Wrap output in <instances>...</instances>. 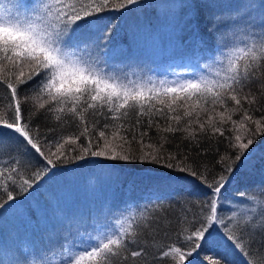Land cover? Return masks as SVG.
I'll return each instance as SVG.
<instances>
[{"label": "snow or ice", "instance_id": "snow-or-ice-1", "mask_svg": "<svg viewBox=\"0 0 264 264\" xmlns=\"http://www.w3.org/2000/svg\"><path fill=\"white\" fill-rule=\"evenodd\" d=\"M137 3L138 0H0V86L5 87L3 100L7 101L0 102V149L7 147L10 154L8 165L0 167V209L14 201L18 192L32 189L52 169L70 159L84 160L91 156L113 162L162 164L199 181L207 198L193 205L196 210L192 212V219L176 242L154 253L150 264L157 261L194 264L200 251L216 242H221L223 249L205 257L204 264H237V257L243 264H251L253 246L257 243L264 246V187L257 186L241 194L242 199L256 202L257 208L249 212L255 211L262 218L259 225L255 223L257 215L249 212L224 215L221 208L222 193L227 191L234 175L245 167L254 166L252 146L256 136L264 134V116L254 119L243 109V104L247 103L260 105L264 112V17L259 24L246 20L253 5L245 3L227 17L212 14L200 21L196 9H213L219 5L214 0H203L200 4L183 0L179 7L186 10L184 24L190 31L191 44L207 47L206 36L214 35L219 49L222 34L236 26L246 37L241 41L243 46H225L203 71L188 76L177 73L178 78L174 80H133L126 74L98 66L99 60H90L82 54L81 44L94 43L91 26L99 14ZM159 7L168 17L177 5ZM260 7L264 9V4ZM86 25L90 30L82 32ZM111 31L109 28L108 32ZM36 78L39 81L33 89L34 95H21V87ZM246 88L247 94L241 95ZM229 101L236 106L231 112L227 108ZM217 106L222 110L217 111ZM242 109L241 121L233 120V114ZM42 113H50L58 122L76 123L82 128L80 135L42 140L38 129L35 133L32 131L33 118ZM202 113L207 117L203 123L200 122ZM101 117L104 121L119 123L111 125L114 129L111 139L106 135L109 123L103 124L98 136L105 143L103 147L97 143V150H93L90 130L93 134L96 132ZM132 117L135 121L129 126L127 122ZM157 117L168 121V126L160 129ZM182 122H185L184 127H180ZM229 123L237 133L239 129L247 130L246 123L254 124L255 131L246 137L240 134L228 137L231 154L226 152L219 156L220 169L216 175L207 167L201 171L187 163V156L177 164L172 163L178 156L165 155L167 137H162L163 142L158 144H146L144 140L154 125L164 133L184 132L186 139L195 140L194 124L201 134L211 132L224 136V129L218 125ZM145 124L148 130H142ZM122 129L131 133V140L121 134ZM81 137L88 139L87 145L79 143ZM117 139L119 144L115 142ZM132 142L139 143V155L131 151ZM53 145L55 151H52ZM77 148L79 155H75ZM185 178L169 176L167 179ZM137 211L139 216L126 214L129 212L126 207L79 244H61L59 262L47 256L49 251L56 255L54 250L43 249L44 255L36 250L35 264H130L138 258L147 261L148 253L140 245V237L153 224L157 230L161 224L148 214L147 206ZM20 256L16 264H28L27 257L23 253ZM0 264H8L6 254L0 255Z\"/></svg>", "mask_w": 264, "mask_h": 264}, {"label": "trees", "instance_id": "trees-1", "mask_svg": "<svg viewBox=\"0 0 264 264\" xmlns=\"http://www.w3.org/2000/svg\"><path fill=\"white\" fill-rule=\"evenodd\" d=\"M180 1L183 3V0H138L137 4L128 5L124 9L110 10L99 14V17L94 20L91 26L94 43L88 41L86 44H81V47L84 48L82 54L90 60H99L101 63L98 66L106 67V70H111L118 74H126L133 80H147L148 78L158 80L156 77L163 78L159 76L162 74V65H160L157 73L153 74L152 71L146 70L142 61L146 59L144 53L148 51L147 47L143 53L147 34H151L153 29L160 33L159 31L164 29L161 23L163 21L166 23L167 18L172 19L178 32H174L170 25L169 28L171 29L167 31L171 34L166 35L167 38L165 36L160 37L167 39V41L169 40L170 45L176 48L172 53L168 52V48L164 52H166L167 56L175 55L177 52V56L183 61L180 63L183 66L196 64L195 69H204L206 64H211L213 60L219 57V52L225 46H243L241 41L246 39V37L240 34L241 29L236 26L222 34L219 49L217 48V41L214 35L211 37L206 36V39L209 40L207 47L191 44L190 31L184 24L186 10L179 7ZM194 2L200 4L203 0H194ZM214 2L219 7L196 9L197 18L200 21L205 20L212 14L227 17L229 14H234L241 9L245 3L253 5V8L248 10V14L245 17L246 20L259 24L262 17H264V9L260 7V5L264 4V0H214ZM161 4H175L177 7L171 11L168 17H165L159 7ZM144 6L152 8H144ZM128 13L135 15V18L130 17L128 19L125 17L122 21V15ZM114 16H116V19L111 21ZM139 26L142 32H136L135 29ZM109 28L112 29L111 33L108 32ZM89 30L90 28L87 25L81 29L82 32ZM167 31L166 34L168 33ZM138 34H142V36H138ZM106 35L107 39H105ZM169 35L172 36L168 37ZM143 36L145 37L141 41H136ZM140 56L141 58H139ZM168 67H170V70H179V67L174 63H169ZM38 81L39 78H36L27 85L22 86L20 89L21 95L24 93L34 95L33 89ZM255 87H259V85ZM247 92L248 89L246 88L241 95H245ZM5 94V87L0 86V102L7 103L6 100H3ZM235 107L233 102H228L227 108L229 112ZM243 109H247L254 119H260L261 116H264V112L260 110V105L252 106L244 103ZM243 109L235 112L232 119L237 122L241 121L244 115ZM216 110L221 111L222 109L217 106ZM180 114L182 115V111ZM225 114L227 115L228 113L226 112ZM155 119L159 123L160 129L168 126V121L158 117ZM206 119V115L202 113L200 122L203 123ZM218 120L219 117H217ZM134 121L135 118L132 117L127 123L130 126ZM105 122L110 125L106 130V135L110 139L114 130L111 125L119 123L104 121L101 117V123L96 132L93 134L90 130L93 150H97L95 147L97 143H99L100 147H103L105 143L98 136V132L103 129ZM184 123L182 122L180 127H184ZM172 124L175 126V122H172ZM218 126L224 129V136L214 135L211 132L206 135L201 134L198 132V125L194 124L193 127L197 128L195 140L186 139V133L184 132L164 133L159 131L155 125L148 130L145 124L142 130L149 131V135L144 138L146 144H158L163 142L162 137H167L166 142H164L165 155L167 156L168 153H171L178 156V160L172 161V163L177 164L180 159L187 156V163L198 167L201 171L207 167L212 175H216L220 169L217 164L219 156L224 155L226 152L231 154V150L228 148V137H234L236 134L246 137L250 132L255 131V125L247 123V130L239 129L238 133L232 131L233 126L230 123ZM37 129L39 130L40 138L42 140L47 138L49 141L59 140L61 137L79 136L82 131V128L78 127L76 123H63L54 120L50 113H42L38 117L33 118V133ZM138 133L139 130L137 131V140H139ZM121 134L131 140V133L126 129H122ZM87 142L88 139L86 137H81L79 143L87 145ZM115 142L120 143L118 139ZM45 147L47 148V145ZM139 148V143L132 142L131 151L133 153L139 155ZM252 148L255 150L251 161L254 166L251 168L245 167L238 171L234 175L227 191L222 193L223 207L221 212L224 215H231L233 212L240 215L249 212L250 209L257 208L256 202L242 199L241 194L249 192L257 186L264 187V134L256 136ZM128 150V146L125 145V151ZM52 151H55L54 145ZM79 154V148H77L75 155ZM11 155H15V153ZM69 155L72 156L73 153ZM9 160L10 154L7 147L0 149V167L7 166ZM113 164L115 165L114 167L112 166ZM89 168L104 169L112 172L116 178L114 184L110 182L105 186L86 185L84 192H80V188L75 186L76 184L72 186L65 185L67 178ZM169 176L186 178L168 180ZM70 193H74L76 197L68 196ZM206 198L203 186L200 185L199 181L194 180L192 177H187L186 173L167 169L162 164L113 162L103 157L91 156L85 157L84 160L70 159L69 162L60 164L57 168L52 169L32 189L23 193L18 192L14 201L9 202L3 209H0V255L6 254L8 264H16V261L21 259L20 253L24 254L26 245L31 242L35 246V251H33L35 255L36 250H40V255H44L43 249H52L58 253L61 250L59 247L61 244H79L89 234H95V231L99 230L106 220H111L113 216H119L126 207L129 209L126 214L139 216L137 209H143L147 206L148 214L152 216L153 220L158 219L161 227L157 230L155 224H153L140 237V245L146 248L148 253L147 261L145 258H138L137 261L130 262V264H150L154 253H157L163 246L176 242L177 236L181 235L182 229L192 219V212L196 210L193 205ZM4 199H6V196ZM67 199H73L76 203ZM74 206H78V209L71 215L70 211ZM62 207L65 215L61 212L59 219L55 220L53 215H58L59 212L56 211L62 209ZM31 210H34L33 213H31ZM249 214L257 215L255 211L249 212ZM261 219L257 215L255 223L259 225ZM17 225L20 228L17 229ZM20 238H24V243L21 245L18 243ZM257 240H259V236H257ZM46 241H49L52 245H45ZM214 246L223 249L221 242L205 246L200 251L199 256L195 257L194 264H204L205 257L211 256L212 247ZM252 253L253 255L250 257L251 264H264V246L259 243L255 244L252 248ZM24 256L26 255L24 254ZM47 256L50 258L55 255L49 251ZM36 258L35 256V261ZM59 260L57 261L56 258L53 261L59 262ZM156 264H165V262L157 261ZM237 264H243L240 257H237Z\"/></svg>", "mask_w": 264, "mask_h": 264}, {"label": "rangeland", "instance_id": "rangeland-1", "mask_svg": "<svg viewBox=\"0 0 264 264\" xmlns=\"http://www.w3.org/2000/svg\"><path fill=\"white\" fill-rule=\"evenodd\" d=\"M144 8H152V7L144 6ZM122 16H123L121 18L122 21L124 20L125 17H127L128 19L130 17L131 18H135V15H132L131 13L130 14L129 13L128 14H123ZM115 19H116V16H114L113 19H111V21L115 20ZM170 25H171V27H172L174 32H178L177 27L173 23L172 19L167 18L166 19V23H164V21L161 23V26L164 29H161L159 31L160 33H157V30L153 29L151 34H149V33L147 34V38H146V40L144 42V46H143V53L145 51V48H147V47H148V51L144 53V55L146 56V59L142 61L143 66L146 67V70L152 71V73L154 74V73H157V71L160 69V65H162V74L159 75V76H161L163 78L156 77L158 80L159 79L174 80V79L178 78L177 75H176L177 73H180L183 76H188L192 72L203 71L204 69H195L196 64H188L187 65V66L191 65L192 67H187V66L181 65L180 63H182L183 61H181L179 59V57L177 56V52L175 53L176 56L173 55V54H172V56H167L165 54L166 52H164V50L166 48H168V52L169 53H172V52H174L176 50L175 47H172L170 45V41L169 40L167 41V39L160 38L162 36H165L167 38L166 35L171 34V33H169V31H167V30L171 29V28H169ZM157 27H158V25H157ZM135 30H136V32H142L140 26L137 29H135ZM166 31L168 32L167 34H166ZM138 36H142V34H138ZM170 36H172V35H169L168 37H170ZM144 37L145 36H143L141 39H138L136 41H141ZM166 41H167V44H166ZM166 45H167V47H166ZM237 46H239V45H237ZM148 53H150V54H148ZM147 55H149V56H147ZM139 58H141V56ZM169 63L176 64V66L179 67V70H174V69L170 70L169 69L170 67H168ZM115 179H116L115 176L110 171H106L104 169L103 170H98L96 168H92V169L89 168L87 170H82V171L76 173L72 177L67 178L66 179L67 181L65 182V185L72 186V185L76 184L75 186H79L80 192H84V189L87 187L86 185L96 184L97 186L98 185L99 186H105V185H108L110 182L114 184V180ZM68 180L71 181V182H69ZM68 196H73V198L76 197L74 193H70V194H68ZM149 197L152 199L151 196H149ZM67 200H70L73 203H76L73 199H67ZM77 209H78V206H74L71 209V211H70L71 215L74 214L77 211ZM33 211L34 210H31V213H33ZM56 212H59V214L58 215H53V218L55 220L59 219V216L61 215V212H62L63 215H65V211L63 210V207H62V209H58ZM51 218H52V216H51ZM18 228H20V226L17 225V229ZM17 235H18V233H17ZM18 243L20 245L23 244L24 243V238H20ZM45 245L51 246L52 244L49 241H46ZM57 248H59V247H57ZM219 250H222V249L218 248L217 246L212 247V252L219 251ZM33 251H35L34 243H32V242L28 243L26 245L25 249H24V254L27 257L28 264H34V262H35V256L36 255L34 254ZM59 253L60 252H58L55 256L50 257L49 259L55 260L57 258V261H58V259H60ZM57 261H55V262H57Z\"/></svg>", "mask_w": 264, "mask_h": 264}]
</instances>
